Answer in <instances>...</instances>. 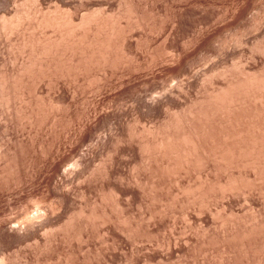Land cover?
<instances>
[{
    "label": "bare ground",
    "instance_id": "1",
    "mask_svg": "<svg viewBox=\"0 0 264 264\" xmlns=\"http://www.w3.org/2000/svg\"><path fill=\"white\" fill-rule=\"evenodd\" d=\"M0 264H264V0H0Z\"/></svg>",
    "mask_w": 264,
    "mask_h": 264
}]
</instances>
